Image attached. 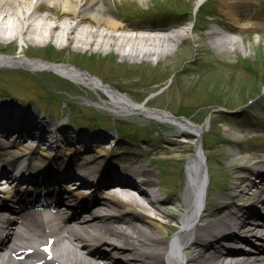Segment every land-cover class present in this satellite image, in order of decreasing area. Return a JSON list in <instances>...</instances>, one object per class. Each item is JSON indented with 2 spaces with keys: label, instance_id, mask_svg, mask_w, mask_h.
<instances>
[{
  "label": "bare ground",
  "instance_id": "1",
  "mask_svg": "<svg viewBox=\"0 0 264 264\" xmlns=\"http://www.w3.org/2000/svg\"><path fill=\"white\" fill-rule=\"evenodd\" d=\"M250 10L251 4L242 0H228L223 9L231 23L239 26ZM138 28L140 31L134 34L122 33L121 31H125L124 25L112 11L109 0H0V45L4 46L18 38L27 46L54 45L74 51L90 48L96 51L113 46L121 48L117 53L124 57L145 60L150 55L167 53L165 49H171L184 35L173 26L139 25ZM222 33L213 28L208 36L217 46H223L226 40L232 43ZM219 35L223 39H216ZM122 45L127 47L122 48ZM23 51L21 48L19 54ZM23 55L0 53V66L24 67L36 73L52 71L91 91L103 93L105 97L97 102L98 105L116 116L121 113L141 114L158 122L174 124L180 129L176 133H186L194 138H200L204 133L203 127L187 120L136 104L127 94L74 65L51 63ZM13 102L8 95L0 94V134L6 137L19 134L20 139L19 142H9V145L0 143V164L30 154L32 151L27 153L26 150L36 143L41 149L32 154L36 161L32 164L33 171L48 167L52 162L57 165L55 173L59 178L64 174L68 175L64 181L74 177L68 170L72 164L79 168L85 166L98 179V187L106 192L100 203L113 210L100 213L105 208L96 206L90 216L81 219L87 225L73 231L72 228L69 229V238L75 241L78 239L76 245L80 243L78 236L88 238L87 241L106 244L111 251H117V254H100L97 258L99 260H94L83 255V251L86 252L85 255L89 253L85 248L77 253L73 246L62 244L64 248L59 249L57 254L61 264H113L117 259H121L123 264H236L235 251L223 246L224 243L232 245L238 239L235 229H242L245 235L259 231L264 241L263 225L251 222L253 215L258 213L256 203L261 200L264 191L253 190L256 185L250 180L253 175L256 178L264 177V174H258L259 169L264 167V156L233 172L234 183L244 185L231 196L233 201H225L212 209H203L208 182L203 166L202 145L198 142L195 153L188 160L185 173L179 180L180 188L177 193L159 200L161 184L156 180L157 170L142 160L135 148L122 146L121 150L111 152L95 150L97 146L106 147L105 137L96 142L98 135L92 133L86 134V137L74 135L77 140L68 139V135L73 133L51 121H41L39 114L34 115L30 108ZM189 129L192 131L187 132ZM56 131L61 137L55 135ZM174 135V138L168 139L173 145L167 146L166 150L188 148V143L180 141L177 134ZM59 141L67 143L58 145ZM75 141L85 142L83 149L75 146V150H72ZM113 145L119 149L120 143L114 142ZM61 147H66V150H59ZM250 155L259 156L256 152H251ZM115 161L124 162L121 171L114 167ZM118 174L126 178H120ZM143 177V181L139 180ZM6 182L1 180L0 186ZM147 188L152 191L146 190ZM250 195L252 198L247 206H239L235 211L228 209L230 203L235 201L234 205L238 204L237 201L241 202L251 197ZM73 197L80 201L82 198L80 194H73ZM261 204L264 205V201ZM179 212H183L180 218ZM197 219L198 224H195ZM116 222L123 226H113ZM177 224L182 229L170 237V230ZM28 230L37 231L38 225L29 223ZM255 249L259 251L260 247ZM242 255L250 263L262 262L254 260V253ZM0 264H7V259L0 258Z\"/></svg>",
  "mask_w": 264,
  "mask_h": 264
},
{
  "label": "rangeland",
  "instance_id": "2",
  "mask_svg": "<svg viewBox=\"0 0 264 264\" xmlns=\"http://www.w3.org/2000/svg\"><path fill=\"white\" fill-rule=\"evenodd\" d=\"M114 1L116 15L122 22L125 19L117 13V8L131 16L157 10L184 12L185 19L177 17L169 25L177 24L175 28L183 29L180 24L184 22L187 25L185 39L171 49H165L167 53L150 55L145 60L124 57L117 53L121 48L113 46L96 51L93 48L74 51L54 45L27 46L20 38L0 45V53L26 54L25 57L31 59L74 65L126 93L138 105L177 117L185 116L183 118L193 125L204 128L200 138L176 133L180 130L176 125L141 114L116 116L98 105L97 102L105 97L103 93L91 91L52 71L36 73L24 67L0 66V94L8 92L7 95L21 99L23 105L34 102L46 109L51 104V114L69 117L75 125L98 123L110 128L113 134L120 131L133 137L139 141V146L129 147H135L142 160L157 170L156 180L161 184L158 196L163 198L166 197L164 192L170 197L177 193L186 162L194 155V144L200 142L208 182L203 205L228 200V194L234 195L244 186L234 183L233 172L264 156V21L250 22L248 18L234 32L224 30L230 20L222 7L228 0H211L208 8L213 17H205L201 7L197 18L194 10L199 0ZM252 2L256 3V0ZM261 3L264 5V0ZM199 16L205 20L198 24ZM213 28L223 32L232 43L226 40L223 46L215 45L207 33ZM216 37L223 39L221 35ZM21 48L24 51L19 54ZM249 102H252L249 110L243 111ZM174 134L180 141L188 143V148L166 150L167 146L173 145L168 139L174 138ZM75 146L83 149L84 145L75 141L73 150ZM251 152L259 156H252ZM256 182L257 188L263 184ZM104 208L106 212H113L105 205ZM204 208L210 207L204 205ZM182 214L179 212L178 218ZM176 233L171 231L170 237Z\"/></svg>",
  "mask_w": 264,
  "mask_h": 264
}]
</instances>
